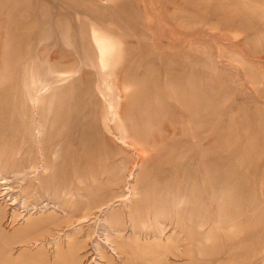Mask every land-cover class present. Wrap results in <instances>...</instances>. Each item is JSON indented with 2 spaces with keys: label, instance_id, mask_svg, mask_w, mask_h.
Masks as SVG:
<instances>
[{
  "label": "rangeland",
  "instance_id": "obj_1",
  "mask_svg": "<svg viewBox=\"0 0 264 264\" xmlns=\"http://www.w3.org/2000/svg\"><path fill=\"white\" fill-rule=\"evenodd\" d=\"M0 264H264V0H0Z\"/></svg>",
  "mask_w": 264,
  "mask_h": 264
},
{
  "label": "bare ground",
  "instance_id": "obj_2",
  "mask_svg": "<svg viewBox=\"0 0 264 264\" xmlns=\"http://www.w3.org/2000/svg\"><path fill=\"white\" fill-rule=\"evenodd\" d=\"M104 228V227H103Z\"/></svg>",
  "mask_w": 264,
  "mask_h": 264
}]
</instances>
